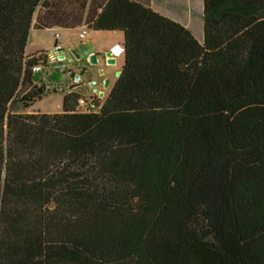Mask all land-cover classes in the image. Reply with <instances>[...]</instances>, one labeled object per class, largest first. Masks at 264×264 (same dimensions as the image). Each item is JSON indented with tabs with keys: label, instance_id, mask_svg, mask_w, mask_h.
I'll use <instances>...</instances> for the list:
<instances>
[{
	"label": "trees",
	"instance_id": "obj_1",
	"mask_svg": "<svg viewBox=\"0 0 264 264\" xmlns=\"http://www.w3.org/2000/svg\"><path fill=\"white\" fill-rule=\"evenodd\" d=\"M203 4L200 43L148 0H0V264H264V0ZM83 22L124 36L102 110L24 112L31 30Z\"/></svg>",
	"mask_w": 264,
	"mask_h": 264
},
{
	"label": "rangeland",
	"instance_id": "obj_2",
	"mask_svg": "<svg viewBox=\"0 0 264 264\" xmlns=\"http://www.w3.org/2000/svg\"><path fill=\"white\" fill-rule=\"evenodd\" d=\"M44 13V9L42 7H39L37 9V12L35 13V19L34 23L36 22V19L38 15H41ZM76 13H80V10H76ZM88 13V9H86L83 12V20H86V16ZM76 31H63V37H66L67 35H71L72 37V43H70L69 46L64 48L63 50L68 53L69 49H72L76 47L77 40L79 39V35L84 32V30L87 31V37L94 41L96 44L99 42H105L104 46H109L113 44H119L123 45V35L121 33H114V34H102L97 33L94 30H91L87 27L86 22H83V24L80 27L75 28ZM80 33V34H79ZM51 32H45L41 30H37L32 32V36L30 37V44L27 49L28 52L34 51L36 48V45H38L41 41L43 42V46H49L51 45ZM58 36V35H56ZM86 36V35H85ZM41 40V41H40ZM85 40V37L83 38ZM57 47H60V45H57ZM109 48V47H108ZM59 50H54L53 53L48 54V66L46 68H42L41 74L39 75V81L38 85H41L42 83L46 85L47 87V93L42 97L41 100L36 102L33 107H31L28 110H24L26 113H43V114H57L62 112V106H63V99L64 95L69 93V89L73 90L74 93H77L79 95L83 96H89L90 93L88 92H78L77 89L74 87L76 86V82L74 80H69L68 82H64L61 84L54 85L55 83L52 80H47V77H50L56 69L53 67L51 68L53 63L55 62L56 58V52ZM103 58V57H102ZM122 61L123 58H118V63L115 65L107 66L105 65L104 60L101 62L99 66L93 67L94 72L98 69H102L105 71L104 77L101 76L98 80L100 83V80L105 78L106 80L110 81V85L108 89L103 90L104 96L103 98H100V101L102 103H105L107 100V97L109 93L115 88L117 82H118V76L117 73L120 72L122 67ZM91 68V67H90ZM100 69V70H101ZM86 81L84 80V83ZM53 83V86L51 85Z\"/></svg>",
	"mask_w": 264,
	"mask_h": 264
},
{
	"label": "crops",
	"instance_id": "obj_3",
	"mask_svg": "<svg viewBox=\"0 0 264 264\" xmlns=\"http://www.w3.org/2000/svg\"><path fill=\"white\" fill-rule=\"evenodd\" d=\"M148 4L155 12L172 20L173 22H176L184 26L186 29L191 31V33L194 35L197 41H199L200 43L203 42L204 40L203 0H148ZM34 31H37V29L33 28L31 30L30 37L32 36V32ZM41 31L51 32L52 34L51 35V45L43 46V42L40 40L41 42L38 45H36V48L34 51L28 52L26 50L27 55L32 56L38 52H45L47 54H51L54 52L57 45H60V50H63L64 48L69 46L73 40L70 34L67 35L66 37H63L62 32L63 31H76V30L55 27V28L41 29ZM97 33L114 34V33H120V32H97ZM30 37H29V44H30ZM84 42L95 43L94 41H92L91 39L87 37V33H86ZM104 43L105 42H99L97 43V45L104 46ZM123 43H124V38H123ZM29 44L27 46V49L29 47ZM108 47L109 48L121 47L122 49L123 45L113 44V45H109ZM120 57L123 58V55ZM118 58L119 57H115L116 64L118 63ZM123 62H124V58L122 61V66H123ZM120 71H122V67Z\"/></svg>",
	"mask_w": 264,
	"mask_h": 264
},
{
	"label": "water",
	"instance_id": "obj_4",
	"mask_svg": "<svg viewBox=\"0 0 264 264\" xmlns=\"http://www.w3.org/2000/svg\"><path fill=\"white\" fill-rule=\"evenodd\" d=\"M107 49V47H102L93 42H84L78 39L76 47L69 49L68 53H66L64 50L56 52V63H53L51 68L53 67L56 69L55 72L59 70L60 79L59 81L54 82V85L56 86L57 84L64 83L65 81L68 82L70 79L74 80L75 82H80L81 76L75 74V72L71 71V69L76 66H80L81 64H78L80 60L87 61L89 67L99 66L98 58L100 54H97V51L102 52ZM104 57L107 59L108 66L116 64V59L112 58L111 52H104ZM120 75L121 71L117 73L118 77H120ZM47 80L49 81L50 77H47ZM96 84L97 82L90 81V83H88V87L93 89ZM51 85L53 86V83ZM108 86L109 81H106L105 87L107 88ZM93 91L94 94L98 95L100 98H103L104 94L99 88H95ZM72 92L73 90L69 89V93Z\"/></svg>",
	"mask_w": 264,
	"mask_h": 264
},
{
	"label": "flooded vegetation",
	"instance_id": "obj_5",
	"mask_svg": "<svg viewBox=\"0 0 264 264\" xmlns=\"http://www.w3.org/2000/svg\"><path fill=\"white\" fill-rule=\"evenodd\" d=\"M79 40L80 41H84L83 39H79ZM113 49L114 48H108L107 50L102 51V52L101 51H97V54H100V56L98 58L99 65L102 64L101 62L104 60L105 65L108 66L107 59L104 57V52H108V51L111 52L112 58H114L113 57L114 56ZM59 51H61L60 48H59ZM78 64H81V65L80 66H76V67H74V68L71 69V71H74L75 74L81 76V81L80 82H76V86L74 87L75 89L78 90V92H88L90 94H94L93 93L94 92L93 90L95 88H99L101 92H103V90L108 89L109 86L106 88L105 87V82L106 81H109V80H106L105 78H103L102 80H100V83H99V80H98L101 76L104 77V74H105V71L104 70H102L100 68L101 70L98 69L97 71L94 72L93 67L90 68L89 65H88V63H87V61H83V60H80L78 62ZM84 80L86 81L85 83H84ZM90 81L97 82V84L94 86L93 89H90L88 87V83H90ZM109 85H110V81H109ZM110 93H109V95H110ZM103 94H104V92H103Z\"/></svg>",
	"mask_w": 264,
	"mask_h": 264
},
{
	"label": "built area",
	"instance_id": "obj_6",
	"mask_svg": "<svg viewBox=\"0 0 264 264\" xmlns=\"http://www.w3.org/2000/svg\"><path fill=\"white\" fill-rule=\"evenodd\" d=\"M87 31L84 30L83 33H81L79 35L80 39H83L86 35ZM60 47L56 46V50H59ZM114 51V58L116 57V53H115V48L113 49ZM123 53L124 48H122L121 50ZM34 73H41L42 71V67H35L33 69ZM104 103H102L100 101V97L96 94H90L89 96H83L80 95V98L77 100V106H76V110L79 113H85V114H89V113H99L102 110Z\"/></svg>",
	"mask_w": 264,
	"mask_h": 264
},
{
	"label": "bare ground",
	"instance_id": "obj_7",
	"mask_svg": "<svg viewBox=\"0 0 264 264\" xmlns=\"http://www.w3.org/2000/svg\"><path fill=\"white\" fill-rule=\"evenodd\" d=\"M122 49H121V47H116L115 48V53H116V57H120V56H122V51H121Z\"/></svg>",
	"mask_w": 264,
	"mask_h": 264
}]
</instances>
